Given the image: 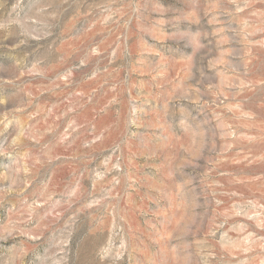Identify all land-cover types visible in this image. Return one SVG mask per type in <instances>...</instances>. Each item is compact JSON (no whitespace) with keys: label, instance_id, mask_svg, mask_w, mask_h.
<instances>
[{"label":"rangeland","instance_id":"1","mask_svg":"<svg viewBox=\"0 0 264 264\" xmlns=\"http://www.w3.org/2000/svg\"><path fill=\"white\" fill-rule=\"evenodd\" d=\"M0 264H264V0H0Z\"/></svg>","mask_w":264,"mask_h":264}]
</instances>
